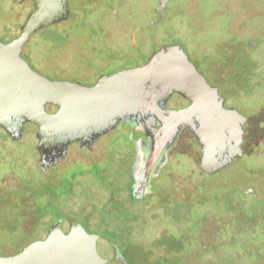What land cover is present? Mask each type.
I'll use <instances>...</instances> for the list:
<instances>
[{
  "label": "flooded vegetation",
  "instance_id": "obj_1",
  "mask_svg": "<svg viewBox=\"0 0 264 264\" xmlns=\"http://www.w3.org/2000/svg\"><path fill=\"white\" fill-rule=\"evenodd\" d=\"M180 1L182 0H60L58 6L51 10L59 20L31 34L28 42L23 46L20 56L32 70L52 81H67L92 87L102 76L144 65L152 54L163 47L179 46L197 70L204 75L207 83L218 89L219 95L224 99V108L234 109L245 118L242 127L240 156L234 158L230 165L220 172L209 175L199 168L200 146L196 137L184 128L179 132L172 147L165 148L157 159L151 160V139L137 128L135 122H122L114 130L98 138L90 145L71 144L64 159L60 162L44 166V168L38 167L41 175L39 183L20 181L15 186H7L0 191V256L15 255L36 241H45L51 228L63 219L73 220L81 226L80 220L74 216L73 212L66 215L60 211L63 197L68 194L71 197L74 186H77V192L81 198L84 196L92 198L81 209L85 216V222L89 225L94 216L92 210L94 207L93 198L95 197L90 184L92 185L96 179L101 186L108 189L109 193L105 202H102V207L110 202H116L119 206L115 218L128 211L129 223L125 222L118 229H106L109 237L93 230L86 232L88 235L99 237L101 239L99 244L107 243L115 247L119 255L128 264H132V262L134 264H157L160 261L172 262L175 259L179 261L180 255L166 253L165 246L157 242L164 234L160 238L146 239L142 237V233H137L139 230L143 232L141 213H138L136 208L127 206L126 203L128 202L133 206L138 202L157 197L160 200L159 207L162 208L167 206L168 202L173 201V208L176 210L170 211L171 216L168 218L171 231L175 229L177 235L189 231L187 225L190 221H188V213L184 210L186 209L184 207L185 201L182 196H177L174 193L172 189L174 179L171 177L173 174L166 170L170 152L184 140L186 144L193 142L198 146L199 160L197 167H195L202 179L198 188L203 196L211 199L218 195L227 197L244 193L251 196L254 201L264 204V170L255 169L253 158L246 153L249 129L253 128L256 123L237 110L233 104H229L228 99L222 93L223 86L231 87L238 84L239 79L234 75L239 73H235V70L249 68L246 57L256 45L251 38L245 41L232 39L230 44L220 48L219 53H215L213 58H206L191 51L186 43L171 38V31H167L169 38L161 39L159 27L165 22L167 15L178 12L174 4ZM25 3L30 5L25 20L18 26L16 35L12 39L2 40L1 43H9L17 39L27 18L34 13L33 1L26 0L19 5ZM107 21H111L109 25L106 24ZM59 27H64V31H57ZM112 32L122 34L120 36L122 38L118 44L114 45V48H109L108 42H110ZM38 33L53 35L58 40L59 45L71 43L77 51L89 45L92 57L88 62L92 64L94 60H99L95 64V71L91 75L80 78L60 75L68 76L70 80L50 78L51 75L47 71H40L35 68L26 55L25 49L30 38ZM97 41L99 43L104 41L107 46L104 44L105 46L102 48L103 45H98ZM189 105L187 100L174 94L166 101L164 107L167 110L179 111L188 108ZM47 111L54 113L56 109L48 107ZM142 126L144 127L145 124ZM153 127L159 129L161 126L158 121H155ZM4 135L12 144H19L23 142L25 132L18 141L12 140L5 132ZM121 139L125 146L130 147L129 157L112 165L113 157L117 152L116 147L119 146ZM74 167H79V171L72 172ZM126 176L129 177L130 182L128 190L124 192L117 184L121 183L122 177ZM77 178L84 180L79 181ZM122 193H126V199L122 198L124 197ZM152 208L155 209V207ZM98 209L100 210L101 207L99 206ZM43 217L46 222L43 223L42 231L47 227L49 229L47 234L30 240L31 233L25 231L24 224L30 221L32 227L29 228V231H32L36 228L38 219ZM139 219L140 223H137ZM153 226L152 229H158V225L153 223ZM9 240L13 241L9 242ZM19 246H21V250ZM186 256L191 257L190 255ZM186 256L185 258H187ZM202 256L205 255H194L192 258L195 260ZM238 256V254L234 255L236 258ZM250 256L253 258H249ZM250 256L247 258L251 260L247 263L241 262V264H264V255L251 254ZM213 257L215 259V256ZM186 261H189L186 264H192L191 259ZM211 262V260L206 261V264H217L215 260L213 263Z\"/></svg>",
  "mask_w": 264,
  "mask_h": 264
},
{
  "label": "rangeland",
  "instance_id": "obj_2",
  "mask_svg": "<svg viewBox=\"0 0 264 264\" xmlns=\"http://www.w3.org/2000/svg\"><path fill=\"white\" fill-rule=\"evenodd\" d=\"M13 2L15 1L0 0V41L10 40L16 35L18 26L23 23L30 10L27 3L19 5V2ZM174 5L178 12L167 15L165 22L160 25L161 39L169 38L167 31H171V38L186 43L191 51L206 58H213L232 39H253L256 47L246 57L249 68L235 70V73H239L234 75L239 79L238 84L223 86L222 93L229 104H233L256 123L249 129L246 153L253 158L255 169L264 170V0H182ZM109 22L106 24L109 25ZM57 31L63 32L64 27H59ZM120 36L122 34L112 32L108 47L114 48L122 38ZM97 44L103 45V48L107 43L97 41ZM25 51L31 64L40 71H47L52 79L70 80L68 76L60 75L79 78L91 75L95 71V64L99 62L98 59L92 64L88 62L92 57L89 45L77 51L73 44L59 45L53 35L42 33L30 38ZM24 132L23 142L12 144L0 129V191L7 186H15L20 181L39 183L41 180L37 166L39 154L36 150V128L27 124ZM116 148L112 165L129 157L130 147L125 146L122 139ZM197 150L198 146L193 142L186 144L185 140L182 141L170 152L166 168L168 173L173 174L171 177L174 179V193L182 196L185 201L184 210L188 213L190 223L187 227L190 232L177 235L175 229L171 231L168 218L171 216L169 212L176 210L173 208L174 202H168L167 206L160 208V200L152 197L133 206L126 203L141 213L144 233L141 230L137 233H142V237L146 239L160 238L164 234L157 242L165 246L166 253L180 255L179 261H160L157 264H186L189 263L186 260L190 259L192 264H206L209 260L211 263L215 260L217 264H241L251 260L247 258L251 254L264 255V204L254 201L244 193L227 197L218 195L211 199L203 196L198 188L202 179L196 168L199 160ZM76 171H79V167L73 168L72 172ZM129 182L130 179L126 176L117 185L125 192ZM90 186L95 197L92 210L94 216L89 225L86 224L81 209L92 198H81L77 186H74L71 197L70 194L63 197L60 211L66 215L73 212L86 232L93 230L109 237L106 229H118L125 222L129 223V213L125 211L121 216L118 215L121 219L115 218L119 206L116 202L102 207L108 197V189L101 186L96 179ZM122 195L125 198L126 193ZM207 200L211 202H205ZM45 222L44 217L38 219L36 228L32 231H29L32 227L30 221L24 224L25 231L31 233L30 240L47 234V227L42 231ZM137 223H140V219ZM153 223L158 225V229H152ZM63 231L67 234L70 230ZM236 254L239 255L237 258L234 257ZM194 255L205 256L194 260Z\"/></svg>",
  "mask_w": 264,
  "mask_h": 264
},
{
  "label": "water",
  "instance_id": "obj_3",
  "mask_svg": "<svg viewBox=\"0 0 264 264\" xmlns=\"http://www.w3.org/2000/svg\"><path fill=\"white\" fill-rule=\"evenodd\" d=\"M32 1L34 13L20 36L0 42V129L18 141L24 126L34 125L39 168L63 160L71 144L90 145L127 121L151 139V160L172 147L184 128L200 146L201 171L215 174L240 156L245 118L224 108L218 89L207 83L179 46L163 47L144 65L102 76L92 87L52 81L32 70L20 56L23 46L31 34L59 20L51 10L60 0ZM174 94L189 107L167 110L164 105ZM48 107L56 111L48 112ZM155 121L159 129H154ZM100 241L75 221L63 219L45 241L0 256V264H128L115 247Z\"/></svg>",
  "mask_w": 264,
  "mask_h": 264
}]
</instances>
